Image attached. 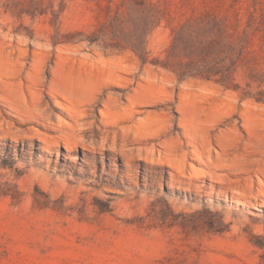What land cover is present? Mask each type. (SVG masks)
<instances>
[{"label": "rangeland", "instance_id": "rangeland-1", "mask_svg": "<svg viewBox=\"0 0 264 264\" xmlns=\"http://www.w3.org/2000/svg\"><path fill=\"white\" fill-rule=\"evenodd\" d=\"M153 1L144 63L128 0H0V264H264V84L150 61L205 10L241 26L254 12L257 49L264 0Z\"/></svg>", "mask_w": 264, "mask_h": 264}, {"label": "trees", "instance_id": "trees-1", "mask_svg": "<svg viewBox=\"0 0 264 264\" xmlns=\"http://www.w3.org/2000/svg\"><path fill=\"white\" fill-rule=\"evenodd\" d=\"M131 10L143 13V16L132 18L134 31L131 36V49L140 57L142 62L148 61L146 51V36L157 27L164 10L153 0H128ZM109 23L114 29L123 23L118 12L109 15ZM105 26V25H104ZM115 30V29H114ZM173 38L163 60L151 59L154 64H160L165 69L175 73L180 79L188 76L203 80L214 81L225 88L238 89L233 74L239 68L244 71L251 82L264 84V35L258 37L257 49H251L254 38L261 31L260 23L254 12H251L246 23L241 26L239 19L235 22L208 10L193 13L183 23L173 29ZM116 31V30H115ZM98 37H91L96 40ZM257 99H264V90L259 92Z\"/></svg>", "mask_w": 264, "mask_h": 264}, {"label": "bare ground", "instance_id": "bare-ground-1", "mask_svg": "<svg viewBox=\"0 0 264 264\" xmlns=\"http://www.w3.org/2000/svg\"><path fill=\"white\" fill-rule=\"evenodd\" d=\"M39 91H41V93L40 94H38L40 97H45V96H43L45 93H46V91L45 90H43V89H40ZM36 93V92H35ZM34 93V94H35ZM36 95V94H35ZM38 103L36 104V106L37 107H34V109L37 111V113H39L40 114V116H42V118H44V120H45V127H48L51 123H53V121H51L50 120V118H51V116H52V114L51 113H48L47 112V106L45 105V104H42L41 102H43V100L42 99H40L39 101H37ZM48 106H49V104H47ZM41 106V107H40ZM50 107V106H49ZM124 110H126L127 109V107L126 106H123L122 107ZM54 119H56V117H54ZM108 119V118H107ZM57 122H59V123H63L62 121H61V119H57L56 120ZM108 121H109V119H108ZM109 123H111V122H106L105 124H104V126L105 127H109V126H113V125H109ZM122 129H124V127H121ZM105 131H107V130H105ZM179 133L178 132H176V133H174V136H177ZM126 141V138L125 137H122L121 138V145L119 146L117 143H116V138L114 137V136H112L111 138H110V144H111V146H112V150L113 151H116V152H120V154L122 155V156H125L126 154L125 153H123V151L122 150H126V151H128L129 152V150H131V148L130 147H127V144H125V143H123V142H125ZM130 142H131V140H130ZM103 144V143H102ZM92 145V144H91ZM104 145V144H103ZM118 147H120V148H118ZM205 147H206V153H207V157H208V159L210 160V161H217V160H219L220 162H224V160H225V157H223V153L221 152V151H219L217 148H215L214 146H213V141L212 140H207L206 141V144H205ZM171 156V155H170ZM112 157V156H111ZM172 158H170L169 159V162H172ZM177 161L180 163V161L177 159ZM172 166H174L173 164H171ZM181 166L180 165H178L177 164V168H180ZM222 169H225V167H223ZM222 178L223 179H227V178H229L230 177V174L229 173H226V172H223L222 174Z\"/></svg>", "mask_w": 264, "mask_h": 264}]
</instances>
